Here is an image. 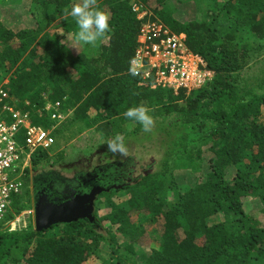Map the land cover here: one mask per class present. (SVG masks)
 Masks as SVG:
<instances>
[{"label": "trees", "instance_id": "1", "mask_svg": "<svg viewBox=\"0 0 264 264\" xmlns=\"http://www.w3.org/2000/svg\"><path fill=\"white\" fill-rule=\"evenodd\" d=\"M28 1L33 23L0 21V88L8 95L0 108L8 104L27 112L33 124L53 129V136L76 125L94 127L104 145L124 135L126 154L97 166L100 181L108 184L94 200L96 221L37 229L29 213L22 226L0 231V264H88L103 243L115 260L111 264H135L137 255L142 264H264V62L262 72L241 75L252 59L264 56V0H176L192 4L185 19L175 0H154V6L151 0H96L110 30L94 46L76 42L78 28L69 12L82 0ZM134 4L147 11L144 18H137ZM147 20L184 33L213 79L177 95L138 86L129 64ZM138 106L153 117L149 132L124 115ZM133 144L136 156L141 151L150 158L148 165L130 153ZM51 152H33L31 168L63 158L64 152ZM27 168L5 221L34 207ZM42 171L60 194L64 183L56 172L53 178ZM91 171L74 172L70 186L84 190L77 185ZM119 191L124 202H116ZM254 199L261 204L260 218L243 209ZM145 224H159L157 245H138Z\"/></svg>", "mask_w": 264, "mask_h": 264}, {"label": "built area", "instance_id": "2", "mask_svg": "<svg viewBox=\"0 0 264 264\" xmlns=\"http://www.w3.org/2000/svg\"><path fill=\"white\" fill-rule=\"evenodd\" d=\"M133 11L138 19L147 15L142 5L134 4ZM129 72L137 79L138 86L166 89L175 95L201 89L214 76L204 59L187 47L185 34L173 31L160 20H147L140 25ZM7 98L0 88V101ZM51 117L64 119L66 115L53 113ZM54 144L52 129L33 124L27 112L8 104L0 108V224L13 225V220L5 221V217L12 197L23 188L21 176L31 154L37 149L53 150ZM29 213L33 209L14 217V221L23 225Z\"/></svg>", "mask_w": 264, "mask_h": 264}, {"label": "rangeland", "instance_id": "3", "mask_svg": "<svg viewBox=\"0 0 264 264\" xmlns=\"http://www.w3.org/2000/svg\"><path fill=\"white\" fill-rule=\"evenodd\" d=\"M174 4H177L176 0L172 1ZM171 3V2H170ZM185 3V2H184ZM191 2L180 4L178 5V12L177 14L181 16L183 19L187 18L191 10V5L189 4ZM188 4V6H186ZM150 5L154 6V0L150 1ZM183 6H186L183 9ZM31 11V4L29 5L28 0H22L20 3H13L11 0H0V21L3 23L12 26H21L23 24L27 25L28 20L32 19L34 20L33 15L30 13ZM200 15V13H199ZM261 62H264V56H260L257 58H254L251 60V62L247 65V67L242 71L241 75H250L255 74L258 72H262L261 69ZM3 81H6V78H4ZM90 115H92V112H89ZM70 114V111L68 112ZM67 114V115H68ZM131 125V124H130ZM134 125H132V126ZM53 130V129H52ZM124 136V135H123ZM123 136H119L120 139H123ZM104 136L101 135L98 131H95L94 127H89L88 125H76L73 126L70 129L64 128L63 136H54V148L51 152V154H56L59 152H64L63 158L57 162L54 163H47L43 166H39L36 170H33L31 168V163H27V169L29 170V179H31V176L34 175V173L42 171V169H50L55 168L60 171H62V174L66 176H71L74 172L83 169L91 171L93 168H95L98 165H101L105 162H108L113 159L114 155H118L119 153H113L108 150V143L106 142L105 145L103 143ZM122 144L124 145L126 140H121ZM120 141V142H121ZM127 145L130 148L131 144L129 141V138H127ZM136 145V144H135ZM135 145L133 144L132 149V155H135L137 153L138 149H135ZM140 150V149H139ZM134 153V154H133ZM145 153H142L141 151H138L137 157L138 160H141L139 164L146 166L149 163L150 158L148 156H145ZM120 159H123L122 156L118 155ZM50 164H53L51 166ZM141 167H138L140 169ZM34 172V173H33ZM140 173V170L139 172ZM31 181V180H30ZM30 182L28 184V187L30 188ZM124 194L122 191H119L116 195V202H124ZM261 208V204L258 200H246L243 205V209L246 210V212L251 213L252 215L257 216L259 214V209ZM131 220H136L137 214H130ZM13 220V221H12ZM10 221H12V226L10 224L2 225L0 224V231H3L4 229H15L17 228V221H14V216L10 218ZM264 222V218L262 220ZM22 226V225H20ZM159 224L156 225H148L145 224L144 233L139 241V244L142 248L146 246L147 244L151 245H157V238L159 236V230L157 227ZM124 238L121 236L117 237V244H121L123 242ZM111 251L106 243H103L100 246V254L99 257L97 255H93L89 258L88 264H101L102 261L106 264L114 263L115 260L111 258ZM138 262L135 264H142L140 262V258L137 255ZM20 264V263H19Z\"/></svg>", "mask_w": 264, "mask_h": 264}, {"label": "clouds", "instance_id": "4", "mask_svg": "<svg viewBox=\"0 0 264 264\" xmlns=\"http://www.w3.org/2000/svg\"><path fill=\"white\" fill-rule=\"evenodd\" d=\"M69 15L74 19L78 28L77 43L94 46L110 30L109 16L96 6V0H82V3L71 7ZM124 115L128 119L138 122L145 132L152 130L154 120L144 106L129 108ZM119 141L120 137H116L115 141H110L108 150L113 153L126 154L124 145Z\"/></svg>", "mask_w": 264, "mask_h": 264}, {"label": "flooded vegetation", "instance_id": "5", "mask_svg": "<svg viewBox=\"0 0 264 264\" xmlns=\"http://www.w3.org/2000/svg\"><path fill=\"white\" fill-rule=\"evenodd\" d=\"M51 166H53V164H50ZM109 167V165H107L105 167V170ZM102 169V167H95L93 168V170L91 172H87L84 175L87 177L85 180L82 181V183H79L77 185V187H83L84 190H79V189H74V187L70 186L69 184V180L70 177L69 176H64V175H60V173L58 172L57 169L55 168H50L47 169L48 171H45V174L53 177L55 176V172L56 174L59 176L57 178H59V180H61L62 183H64V188L62 190V192L60 194H55L54 192H57L56 190L53 189L52 185H51V181L48 180L47 178H43L42 175L44 174V171H40L37 173H34L33 176H31V181H30V187H31V195H32V199H33V206L35 204V202H40L41 203V209L43 211H47L48 208H53V206H57V205H61L63 203H69L72 200L82 197L81 194H90L92 191H94L95 194V198L96 196L103 190H105V188L102 186H106L108 183L101 182L100 181V177L97 173V170L100 171ZM55 178V177H53ZM53 190V191H51ZM51 191V192H50ZM94 198V200H95ZM94 200H93V215L95 216L94 212H95V205H94ZM34 208V207H33ZM34 216V215H33ZM46 220V218H44V221Z\"/></svg>", "mask_w": 264, "mask_h": 264}, {"label": "water", "instance_id": "6", "mask_svg": "<svg viewBox=\"0 0 264 264\" xmlns=\"http://www.w3.org/2000/svg\"><path fill=\"white\" fill-rule=\"evenodd\" d=\"M81 195L82 197L69 203L53 206V208L46 207L48 208L47 211H44V209L42 211L41 203L36 201L33 208L35 227L42 229L58 222H69L77 219H85L90 222L96 221V217L93 215L94 191L90 194ZM44 218H46L45 221Z\"/></svg>", "mask_w": 264, "mask_h": 264}, {"label": "crops", "instance_id": "7", "mask_svg": "<svg viewBox=\"0 0 264 264\" xmlns=\"http://www.w3.org/2000/svg\"><path fill=\"white\" fill-rule=\"evenodd\" d=\"M90 112H92V111H90Z\"/></svg>", "mask_w": 264, "mask_h": 264}]
</instances>
